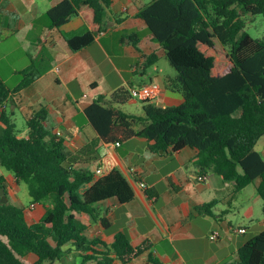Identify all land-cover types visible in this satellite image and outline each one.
<instances>
[{"label": "trees", "instance_id": "obj_1", "mask_svg": "<svg viewBox=\"0 0 264 264\" xmlns=\"http://www.w3.org/2000/svg\"><path fill=\"white\" fill-rule=\"evenodd\" d=\"M111 4L112 0H61L47 11L49 28L59 29L73 15L81 16L86 30L64 35L70 49L79 51L106 30ZM258 14L264 17V0H151L138 17L176 71L165 76L166 88L180 92L184 101L165 106L145 99L142 112L132 113L121 107L133 98L130 90L99 95L84 109L96 138L76 151L45 125L43 111L27 120V136L19 135L15 121L4 112L0 166L27 184L32 201L44 204L46 213L28 224L22 207L0 200V264H27L21 257L28 253L39 257L31 264H53L66 244L85 253L83 264L94 254L99 264L115 259L128 264L149 250L150 241L133 245L125 232L116 233L110 245L89 239L78 215L96 220L99 202L133 199L134 191L119 170L98 173L84 164L99 158L102 144L125 143L137 136L153 141L154 151L198 149L201 172L214 171L234 182L237 191L254 185L264 213V156L255 148L264 135V38L245 30L246 17ZM157 60L154 52L144 55L145 66ZM45 71L31 56L15 87L0 75V106ZM230 264H264V230L248 239L238 250V260Z\"/></svg>", "mask_w": 264, "mask_h": 264}, {"label": "crops", "instance_id": "obj_2", "mask_svg": "<svg viewBox=\"0 0 264 264\" xmlns=\"http://www.w3.org/2000/svg\"><path fill=\"white\" fill-rule=\"evenodd\" d=\"M59 1L0 0V75L8 83L10 77L1 72L8 70L11 76H16L29 66L31 56L41 70H46L0 106V126L4 112L15 123L20 113L26 126L19 130V135L27 136V120L43 111L45 125L53 133H60L69 150L76 151L96 138L84 109L99 95L108 96L119 88L131 90L159 82L162 91L157 100L163 105L176 106L184 101L180 92L166 88L165 76L174 75L162 63L167 58L160 44L153 40L146 22L138 17L140 9L150 1L112 0L106 30L79 51L70 49L64 35L86 30L81 16L73 15L59 29L49 28L47 11ZM153 52L158 60L145 66L144 55ZM137 101L131 98L126 103L133 105ZM140 107L142 112V102ZM152 143L146 137L137 136L120 145L102 144L99 158L84 164L92 170L101 168L103 173L119 170L134 191L133 199L127 202L116 198L99 202L96 205L99 219L78 214L86 226L85 235L108 245L118 232L127 233L133 245L150 241V249L128 264H153L152 258L161 264L236 262L239 248L248 240L245 236L249 227L239 218L234 222L231 215L238 209L239 194L250 185L237 191L234 182L224 181L214 171L201 172L196 148L154 151L150 147ZM201 174L207 176L206 180H198ZM0 183L8 202L24 209L28 224L41 220L46 206L33 202L22 181L2 166ZM206 204L211 206L205 207ZM260 223L264 225V220ZM239 227L246 228V232L239 233ZM214 230L220 232L217 240L209 237ZM104 249L95 246V250ZM64 250L53 264H83L84 252L71 244H66ZM38 258L35 253L21 257L27 264ZM115 262L123 264L116 259ZM85 264H99L96 255Z\"/></svg>", "mask_w": 264, "mask_h": 264}, {"label": "rangeland", "instance_id": "obj_3", "mask_svg": "<svg viewBox=\"0 0 264 264\" xmlns=\"http://www.w3.org/2000/svg\"><path fill=\"white\" fill-rule=\"evenodd\" d=\"M151 1V0H147ZM246 18V28L245 30L252 35L253 37L264 38V17L261 14L258 15H248ZM163 64L169 70V73L175 75L176 71L174 67L170 64L168 59H163ZM3 76L10 77L8 80L9 86L13 87L17 82L21 81L22 75L20 72L16 76H11V71L4 70L1 72ZM135 98V97H133ZM137 101L136 104L126 103L122 105V109L126 112L139 113L141 112V100L135 98ZM139 104V107H136ZM17 128L23 130L26 126L23 116L18 113L17 116ZM263 156H264V135L259 139L255 147ZM21 185L28 190V186L25 182L22 181ZM253 185H250L242 193L239 194L237 199L238 209L232 212L231 218L235 222L238 218L243 220L246 225L249 227V231L246 234V238L250 239L257 235L264 229V225H261V221L264 220V213L262 209V200L257 194L256 189H253ZM28 198V197H27ZM28 203V199L27 202ZM239 211H241L239 213ZM245 215V216H243Z\"/></svg>", "mask_w": 264, "mask_h": 264}, {"label": "built area", "instance_id": "obj_4", "mask_svg": "<svg viewBox=\"0 0 264 264\" xmlns=\"http://www.w3.org/2000/svg\"><path fill=\"white\" fill-rule=\"evenodd\" d=\"M162 91V85L159 82H150L148 84H144L140 87H135L130 90V94L132 97H135L139 100H145V99H157ZM57 135L60 136V133L57 132ZM116 145H120L119 142H116ZM96 171L98 173H103V170L101 168H97ZM207 176L205 174H201L198 176V180H206ZM140 185L142 187H146V184L144 182H140ZM32 206H35L34 204ZM239 233H245L246 228L239 227L237 229ZM220 236V232L218 230H214L210 234V239L217 240ZM112 264H120V263H112Z\"/></svg>", "mask_w": 264, "mask_h": 264}, {"label": "water", "instance_id": "obj_5", "mask_svg": "<svg viewBox=\"0 0 264 264\" xmlns=\"http://www.w3.org/2000/svg\"><path fill=\"white\" fill-rule=\"evenodd\" d=\"M0 200L2 203H8V196L6 195L5 189L3 187H0Z\"/></svg>", "mask_w": 264, "mask_h": 264}]
</instances>
